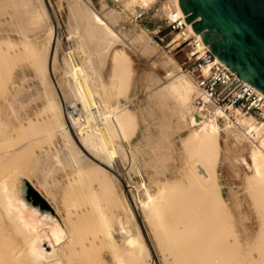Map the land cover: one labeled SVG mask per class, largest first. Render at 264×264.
<instances>
[{
    "label": "bare ground",
    "instance_id": "6f19581e",
    "mask_svg": "<svg viewBox=\"0 0 264 264\" xmlns=\"http://www.w3.org/2000/svg\"><path fill=\"white\" fill-rule=\"evenodd\" d=\"M2 1L11 10H16L17 8L20 9V12H12L11 20L8 26H10L11 31L16 32L17 36H19L21 39L23 51L22 56L26 60H30L29 62H31L34 66V71L37 75V81L41 86V90L44 92V95H42L39 100L42 102L45 113L47 114V116L53 117L54 122H56V124L60 127L61 132H63L67 136L74 135L78 137L83 144V147L87 148L90 152L89 166H87L86 168L83 162L78 159V156L74 155L72 143L70 141L66 142V152L69 151L68 153H70V157L66 159L69 164L68 167H70V169L74 171L77 181L81 185L80 188H74V190L72 191V196H74V194L80 196L81 193L79 192L82 191V196L80 197H83L84 195L87 196L86 201L88 202V204L91 203L95 206L101 200L98 198L100 196V198H103L102 200H104L105 202H102L101 200V202L99 203L104 204V206L107 205L109 209L110 207L114 208V211H117V213H120L121 215V218L117 220L121 236L120 239H116L108 230L109 220L107 216H105L95 206L93 207V205L90 204V206L93 207L92 209L97 210H94V216L91 213L88 215L83 214L82 217L76 216L81 215L85 209V205H87L86 201H84L86 199L84 198L85 196L83 197V202L63 204L61 202V199H63L64 194H61L59 197L58 195H51L49 193V180H47L45 176L53 174V169L55 170L60 167L65 168L63 165L64 161L61 160L60 154L58 153V151H56V146H51L50 148H48V151L46 150L47 157L45 159H41L38 162H33L31 167H28L27 169H25V167L23 166L24 164L17 162L16 159H12L10 156L6 157L5 155L4 160L2 159L1 161L0 158V171L1 169L5 168V174L0 177V210L2 211L3 215L9 220V223H12L15 226L16 230L22 234V237L26 244V248L22 253H24L25 256L29 259L28 264H68L69 261L66 260V253L69 247H71L70 245L75 248L70 249L77 252H79L83 248L89 247L91 243L84 242L79 244L80 241L75 236L77 219L84 220L85 222L91 221L92 223H95L96 221L94 220L97 219V221L101 223V226H98V230L106 235L109 243L111 242L112 247H122L130 257L134 258L137 261H140L139 264H150L148 262H145V260L150 262V250H152L153 248L155 249V245L154 247L152 246V249L151 247L149 248V246L146 245L145 241L147 238H145L143 226L141 229V219L142 222L143 219L144 221L146 220V231L150 233L152 231V233H154V240H157L156 230L160 229L161 240L167 241L169 244H173L174 239L179 240V243H181V240H183L182 243L187 244L183 245V247L186 248V246L190 245V242L185 243L184 241L187 239L188 241L189 239H193L190 241H193L192 244L195 245L196 243L194 242L195 240L197 241V235L192 236V232L194 231V229L197 232L203 231L201 230L202 226H189L188 221L186 222V214H183V210L186 211L187 208L183 209L180 212L182 216L181 214H177L179 213L177 212L178 209H181L180 206L183 207V204H177L179 206V208H177L176 206L177 211H175V206L170 208V210L174 208V211H171L175 212L177 216H181L179 221H172V219L174 218H169L171 219V221L164 220V211L166 204H171L169 202H175L184 199L183 197L185 194L183 195L182 191L180 190L181 188H179L183 186H180L175 182V180H170L168 178L165 181V174L167 173L166 171L154 173V176L151 177L152 179H149L148 181L150 183L148 184L151 185V188H143L141 185L133 182L132 179H129V177L127 179L124 176L123 172H121L118 168H115V166H113L111 161L105 155L106 147L103 140L101 138V140L98 139L99 136L101 137V135L97 130L95 118L100 116L101 114L105 117L107 123L106 134L110 135V137L115 138L116 135H121L123 137L126 134V131L128 134H131L135 127L133 118L127 111V108L119 109L118 111L110 115H105L101 110L93 112L90 105L88 104L90 100H88V97L83 95L81 92H79L78 94L79 100H77L76 102L72 100V96L69 92V86L67 82H64V80L60 82L59 79L57 83L53 85V87L55 88L51 90L50 88H48L49 85L52 84L49 82V78L54 73L53 68L54 63L56 62V60H58L57 52L59 47L62 48L63 57V70L61 74H64L66 69H71V66H69L70 62L67 58L68 51L57 40L56 31L51 23L52 16L56 17L52 4L46 6L44 3H40V5L36 6L35 0ZM109 1H112V6L108 5ZM153 2H155V0H99V11L104 6V9L107 7L108 10L107 14H103L102 11H100V13L98 12L100 15L98 13H94L93 15L90 11H88L85 7H82L80 4H74L71 7L69 24L73 27L74 35L87 36L89 42H99L105 45L106 51H104V55L106 57V65L108 67L107 77L105 81L106 94L125 99L126 97H124V93L129 86L133 68L131 57L123 47H116L117 44L120 43L116 42L111 33H109L107 29H105L106 26L102 25L101 20H105L103 18H105L106 16H111L119 21L120 19L128 17L130 14L135 13L137 7L147 8ZM163 8L167 16H169L171 19H176V17H183L178 0H165ZM93 9L94 11H97L95 7H93ZM51 12L52 14H50ZM94 19L98 22H95ZM185 25L186 30L184 37L188 38L190 36H194L201 41L200 35L197 33L195 34V32L191 28V25L188 23H185ZM1 28L2 27H0V29ZM43 30H45L46 35V45L48 44L46 53L37 48L36 41L31 38V35ZM179 37L180 33H176L174 35V40ZM137 39L141 38L138 36ZM4 40L5 36L0 35V70H2V68L5 69V62H9L8 60H10L11 58L14 59L13 57L16 54H19L15 52V49H13L14 45L5 46L3 44L5 42ZM142 40L144 42L143 49L148 53L149 50L146 49V46H148V41L144 38H142ZM122 46L124 45L122 44ZM80 53L81 52L79 51L78 57L81 59L82 56ZM216 60L218 59L216 58ZM7 64L9 65L10 63ZM162 64L166 69V72H168L169 75L173 76V79H170L171 82L169 84L167 83V87L171 92H175L178 94V105L180 110H182L181 117L184 118L186 122L185 124L187 126V133L184 135L182 141L180 142L181 147L179 148L180 151H185L186 159L190 160L191 162V164H187L188 166L186 168V171H184L186 176L185 178H187L189 186L195 187L196 189L200 190L199 194L196 197L201 201H204L206 206L205 211L207 210L206 212L208 213L207 215L211 216V218L214 217L216 218L215 220H217L215 226H212L214 224L211 222V229H207L209 230L207 231V235H209L210 233V235H213L215 239L217 238L219 240H222L223 242V239H226L229 236L230 232L232 233V230H227L229 229V227L231 228V224L227 220L228 218L233 217L232 219L235 220V223L238 224L243 234H245V237H247L250 233L251 228L253 227V223L248 219L246 220V222L241 221L240 214L237 210L230 212L227 211V204L223 199L222 194L220 193L218 186L219 184L213 173L215 170H213L212 163L216 160L217 156L220 155V138L224 135V140L226 144L229 145V147L238 148L242 150L246 155V161L250 173H245L244 177L246 183L252 186V188L249 189L247 195L249 196L251 201H257V199H260L259 204L263 205L264 124L256 122L250 116H245L238 112L227 113L222 109H219L218 107H211L205 104L201 105L200 107H195L194 101L197 98L201 97V93L194 82L191 80V78L188 77L185 73L180 74V71L175 73L177 68L176 64L174 63L173 59L167 55ZM65 66H67V68H63ZM6 70L7 69H5V71ZM5 71L2 70V72ZM28 80L29 79L21 78L20 81H18L16 84L17 86L15 89L16 91H18L17 97L11 103L14 106L12 108L13 114H21L25 109L29 108L33 103L37 102L36 100H30L26 104H24L25 101L29 99L27 94L31 90L30 87H26V85H28L29 83ZM51 91L62 94V107H59L56 104L54 94H52ZM72 111L75 113H73ZM80 117H82V120H80ZM38 120H42V118L40 117L38 118ZM32 121H37V119L33 118ZM76 121L83 122L82 126L79 125L76 128ZM93 133H96V136ZM16 149L13 153L16 152ZM36 152L38 151L35 150V153ZM18 154L19 153H16V155ZM10 172L20 173L22 176L27 177L26 179H35L36 174L40 176V178L36 180H38L44 186L47 199L53 201L54 203L56 202V210L61 215L64 224L62 223V225L60 221L52 215L50 210L47 209L46 206H44L39 201V199L32 194V192L29 190V188H27L22 180H19L16 186L11 184L12 182L10 181V177L5 178L6 175ZM173 172L175 171H170L169 173ZM161 177H164V181H161ZM90 181H93L92 185L90 184ZM135 183L136 188H134L133 186ZM131 187H133L135 190L134 194L133 188L131 189ZM77 189L79 191H77L79 194L77 192L75 193ZM188 193L190 194V192H187V194ZM230 193L233 198L232 204L234 205V203L236 204L238 202L237 195L236 193H234V191L232 193V190H230ZM185 199L188 200L186 196ZM228 200H231L230 197ZM182 201L183 200H181V202ZM185 201L186 200H184L183 203L188 205L184 204V207H190V203H187L188 201ZM192 203L194 205V202ZM193 205L191 208L194 209ZM199 205L200 204H197V207L195 206L196 209ZM90 206H88V208H90ZM191 208H189V210L192 211ZM199 210L200 208L198 209V211ZM255 212L258 215V230L253 233V238L248 237V240L252 242L251 239H255L254 242L258 243L256 242V239L260 240V237H264V233L261 228L262 226L260 227V223L264 221V209ZM188 213L190 214V211H188ZM220 217L224 218H221V220H219ZM208 219L210 218L208 217ZM205 220H207V218ZM202 222H200V224H202ZM211 223H209V225ZM83 226L86 228L87 224L85 226L84 223ZM85 228L84 230H86ZM205 232L203 231L202 233ZM213 237L211 238L213 239ZM201 239L203 240V238ZM227 239L225 241H227ZM57 240H60L61 242L59 244H56ZM53 241H55V244L53 243ZM199 241L200 240L198 239V242ZM209 244L213 245L212 242H209L208 246ZM176 246H179V244H177ZM196 246H198L197 248H199V243L198 245L196 244ZM202 246H204L203 242ZM190 247L194 249V246L190 245ZM190 247L188 249H191ZM180 248L181 246L178 248V250ZM188 249H186V251H188ZM229 249L233 248L227 247L226 243H221V246L218 243L217 246H214L213 249H210L208 251V255L214 256L213 264H229V262L227 261L230 260V257L226 255V251H228ZM197 252L203 254L204 251L198 249ZM260 253L264 254L263 248L260 250ZM230 255L233 256V254ZM111 257L117 260L119 264H123L122 256L113 254ZM187 258L190 259V257ZM197 259H199V256L197 257ZM157 262L163 264L164 261L160 258L157 260ZM167 264L171 263L167 261Z\"/></svg>",
    "mask_w": 264,
    "mask_h": 264
},
{
    "label": "rangeland",
    "instance_id": "374dc122",
    "mask_svg": "<svg viewBox=\"0 0 264 264\" xmlns=\"http://www.w3.org/2000/svg\"><path fill=\"white\" fill-rule=\"evenodd\" d=\"M164 2L165 0H155V2L147 8L137 7L135 13L139 12L141 9L146 10L145 18L141 21L134 19L133 16L135 13L130 14L128 17H124L119 21L111 16H106L103 18L105 20H101L102 25L107 27H105V29L111 33L116 42L120 43L117 44L116 47H123L132 59L133 73L129 86L124 93V97L126 98L122 99L106 94L105 81L108 67L106 65V57L104 55V51H106L105 45L99 42L91 43L89 42L87 36L74 35L73 27L69 24L71 7L74 4H80L93 15L94 13H100V11H102L103 14H107V7L104 9V6L99 11V0H35L36 6L40 5V3H44L46 6L52 4L56 17L52 16L51 23L56 31L57 40L68 51L67 58L70 62L69 66H71V69H66L64 74H61L63 70V57L62 48L59 47L57 52L58 60L54 63L53 68L54 73L49 78V82L52 84H50L48 88L51 90L55 88L53 85H55L59 79L60 82L64 80V82H67L69 86V92L72 96V100L74 102L79 100L78 94L81 92L83 95L88 97V100H90L88 104L93 112L101 110L105 115H110L119 109L127 108V111L133 118L135 127L131 134H128L126 131V134L123 137L121 135H116L115 138L110 137V135L106 134L107 123L105 117L101 114L95 118L97 130L101 135L98 139L101 138L105 144L106 157L111 161L115 168H118L121 172H123L127 179L129 177V179H132L133 182H136L143 188H151L148 181L149 179H152L151 177L154 176V173L166 171L165 181L168 178L170 180H175L176 183L183 186L179 187L181 188L180 190L182 191V194H185L183 197L184 199H181L183 201H175L176 203L174 201L169 202L171 204L167 203L164 211V220L171 221L169 218H174L172 221H179L182 216L180 212L187 208L186 211L183 210V214H186V222L188 221L189 226H202L201 230L204 232L206 231V234L202 233L203 231L197 232L195 229L192 232V236L197 235V241L195 240L194 243L197 245L199 243L201 248H197L198 246H196V244H192L193 241L191 242L190 240L193 239H189V241L187 239L184 242H190V245L194 246V249H192L190 245L184 248L183 245L187 244L182 243L183 240H181L182 245L179 243L180 241L176 239H174L173 244H169L167 241L161 240L160 229L156 230L157 240H154V233H152V231L151 233L146 231V220L144 221L143 219L142 222L141 219V225L143 226V230L145 232V238H147L145 241L146 245L149 246V248L151 247V249L152 246L154 247L155 245V249L153 248L150 250L151 253H149L151 256L150 262L147 260H145V262L150 264H160L157 260L161 258L164 261L163 264H167V261L171 264H213L214 256L208 255V251L213 249L214 246H217L218 243L220 246L221 243H226L227 247L233 248L226 251V255L230 257V260L227 261L229 264H264V254L260 253V250L262 248L264 249V237H260V240L256 239V242L258 243L254 242L255 239H251L252 242L248 240V237L253 238V233L258 230V215L255 211L264 209V204H259L260 199H257V201H251L247 195L252 186L246 183L244 177L245 173H250V171L248 169L246 155L243 151L238 148L229 147V145L226 144L223 135V137L220 138V155L217 156L216 160L212 163V166L213 170H215L213 173L219 184L220 193L227 204V211L230 212L237 210L240 214L241 221L246 222L248 219L253 223V227L247 237H245V234H243L238 224L235 223V220L232 219L233 217L228 218L227 220L231 224L230 226L232 228L231 229L229 227V229H227L232 230V233L230 232L227 237L228 239L226 238L227 241H225V238L223 239V242L217 238L215 239V237L210 235V233L207 235V231H209L207 229H211L212 223L214 224L212 226H215L217 220L212 217L214 219L213 221L211 216L207 215L208 213L206 212L207 210L205 211L206 206L204 201H201L196 197L200 190L189 186L187 178H185L186 176L184 171H186L188 166L187 164H191V162L186 159L185 151H180L179 148L181 147L180 142L187 133V126L184 118L181 117L182 110H180L178 105V94L171 92L167 87V83L169 84L171 82L170 79H173V76L166 72L162 62L166 59V55L171 57L177 67L175 73L180 71V74H183L184 71L182 63L186 57L188 47L185 44L176 46V43L181 41L178 38L175 42H171V39L168 38L167 41L161 43L157 40L156 36H154V31L157 28L162 30L164 27L161 20L167 16L163 8ZM108 5L112 6V1H109ZM93 7H95L97 11H94ZM17 11L20 12V9L17 8L16 10H11L2 0H0V27H2L0 29V35L5 36V42L3 44L5 46L14 45L13 49H15L16 53H19L13 57L14 59L11 58V61L8 60L9 62H5L6 64L10 63L9 65H4L5 69H7L6 71L2 68L5 72L0 70L1 161L2 159H5V155L6 157L10 156L12 159H16L17 162L24 164L23 166L27 169L28 167H31L33 162L35 163L41 159H45L47 157L48 148L56 146V151L60 154L61 160L64 161L63 165L65 168L60 167L55 170L53 169V174L45 176L46 179L49 180V193L51 195H58L59 197L61 194H64L63 199H61L63 204L83 202L84 198H86L84 200L86 201L87 196L84 195V198L80 197L82 196V191L79 192L78 189L75 193L78 191L81 193L80 196H77V194H74L75 198L72 196L74 188H80L81 185L77 181L74 171L68 167L69 164L66 159L70 157V153H68V150V152H66V142L70 141L72 143L74 155L78 156V159L83 162L86 168L89 166L90 152L87 148L83 147V144L78 137L74 135L67 136L61 132L60 127L56 124V122H54L53 117L47 116L45 113L42 102L39 100L40 97L44 95V92L41 90V86L37 81L34 66L31 62H29L30 60H26L22 56L23 51L21 39L17 36V33L11 31L10 26H8L11 20L12 12ZM50 14H52V12ZM94 21L98 22L95 19ZM176 33L177 32L174 34ZM45 36V30H43L34 33L31 35V38L36 41L37 48L46 53L48 44L46 45ZM138 36L141 39H137ZM172 36L174 38V35ZM142 38L148 41V46H146V49L149 50L148 53L143 49L144 42ZM121 43L124 46H122ZM79 51L81 52V59L78 57ZM63 68H67V66ZM21 78L29 79V83L26 87L31 88L30 92L27 94L29 99L26 100L24 104L30 100H36L37 102L25 109L23 113H19L17 115L12 113V108L14 106L11 103L17 97L18 91H16L15 88L17 86V82L20 81ZM51 92L54 94L56 104L59 107H62V94L55 91ZM40 117L42 120H38ZM33 118L37 119V121H32ZM75 124H77V128L79 125L82 126L83 122H77ZM93 134L96 136V133ZM15 149L16 152L13 153ZM35 150L38 152L35 153ZM16 153L19 154L16 155ZM168 171L175 172L169 173ZM4 174L5 168L1 169L0 177ZM9 177L12 182L11 184L14 186L18 184L19 180H22L25 185L35 192V196L44 202L45 205H43L50 210L52 215L57 218L61 224L63 223L61 215L56 210V202L54 203L53 201L47 199L44 186L36 180L39 179L40 176L36 174L35 179H26L27 177L22 176L20 173L10 172L5 178ZM161 181H164V177H161ZM136 183L133 185L134 188H136ZM90 184L92 185L93 181H90ZM132 188L133 187H131V189ZM134 188L133 194L135 192ZM230 190H232V193L234 191L237 195L238 202L236 204L234 203V205L232 204L233 198ZM187 192H190V194H187ZM185 196L188 200L185 199ZM229 197L231 199L230 201L228 200ZM98 198L101 200L103 199L100 198V196ZM101 200L99 202H101ZM184 200L188 201L187 203H190V207H184L185 205H188L183 203ZM99 202L97 204L98 206L90 204L93 205V207L95 206L105 216H107L109 220V232L112 233L116 239H120L121 233L117 224V220L121 218L120 213H117V211L115 212L112 207L109 209L106 203V206H104V204ZM102 202L105 201L102 200ZM192 202H194V205ZM86 203L90 206L87 201ZM177 204H183V207L180 206L181 209H178V211L176 210V206L179 208ZM197 204H200V207L198 206L196 209ZM87 205H85V209L82 214L79 213L81 215L76 216L82 217L83 214L88 215L90 213L94 216V210L96 209H92V206L88 208ZM192 205L194 209L191 208ZM171 207H174L175 211L179 212L177 214H181V216H177L175 212H172L174 211V208L171 209V211ZM189 208L192 209L193 213L189 210ZM199 208L200 213L198 211ZM188 211H190V214L192 213V217ZM208 217L210 219H208ZM5 218L6 217L0 210V264H28L29 259L24 253H22L26 248L22 234L16 230L12 223H9L7 218ZM199 218H201L203 222ZM206 218L207 220H205ZM221 218L223 219L224 217H220L219 220H221ZM83 221L84 220L77 219L75 236L79 239V244L84 242L91 244L89 247L83 248L79 252L70 249L74 248L70 245L71 247H69L66 253V260L69 261L68 264H107L105 254L110 256L112 264H119L117 260L111 257L113 254L122 256L123 264H139L140 261L130 257L122 247H112V244L111 242L109 243L106 235L98 230V226H101V223H99L97 219L94 220L96 221L95 223H92L91 221ZM200 222H202V224H200ZM84 223L85 226L87 224L88 229L90 227L92 231L90 229L89 231L87 227L85 228L83 226ZM209 223L211 224L209 225ZM260 224L264 233V221ZM84 228L86 230H84ZM211 237H213V239ZM242 237L245 238L243 239ZM201 238H203V240ZM198 239L200 240L199 242ZM201 241L204 246H202ZM60 242V240H57L56 244H59ZM209 242H212L213 245L209 244L208 246ZM53 243L55 244V241H53ZM177 244H179V246H176ZM180 246L182 253L180 249L178 250ZM189 247L191 249H188ZM186 249H188V251H186ZM198 249L204 251L203 254L197 252ZM194 252L195 255L197 254L196 257ZM230 254H233V256ZM198 256L199 259H197ZM187 257H190V259Z\"/></svg>",
    "mask_w": 264,
    "mask_h": 264
},
{
    "label": "water",
    "instance_id": "95a60500",
    "mask_svg": "<svg viewBox=\"0 0 264 264\" xmlns=\"http://www.w3.org/2000/svg\"><path fill=\"white\" fill-rule=\"evenodd\" d=\"M178 2L184 22L200 35L211 54L264 95V0Z\"/></svg>",
    "mask_w": 264,
    "mask_h": 264
},
{
    "label": "built area",
    "instance_id": "2783aa9c",
    "mask_svg": "<svg viewBox=\"0 0 264 264\" xmlns=\"http://www.w3.org/2000/svg\"><path fill=\"white\" fill-rule=\"evenodd\" d=\"M145 15L146 10L141 9L133 17L141 21ZM161 20L164 25L163 29L157 28L154 31L157 40L163 43L170 38L171 42H175L172 35L177 32L180 33L178 39L181 41L176 43V46L185 44L188 47L182 68L201 93V97L194 101V106L200 107L205 104L218 107L227 113L238 112L264 124V95L216 60L208 47L201 44L202 41L194 36L185 38L186 25L183 17L171 19L166 16Z\"/></svg>",
    "mask_w": 264,
    "mask_h": 264
},
{
    "label": "crops",
    "instance_id": "0c3cea01",
    "mask_svg": "<svg viewBox=\"0 0 264 264\" xmlns=\"http://www.w3.org/2000/svg\"><path fill=\"white\" fill-rule=\"evenodd\" d=\"M105 259L107 260V264H112V261L110 260V256L108 254H105Z\"/></svg>",
    "mask_w": 264,
    "mask_h": 264
}]
</instances>
